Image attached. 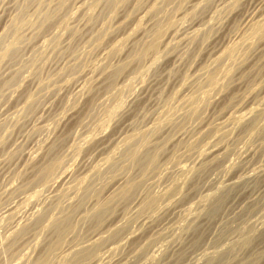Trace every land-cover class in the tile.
Returning <instances> with one entry per match:
<instances>
[{
	"label": "rangeland",
	"instance_id": "obj_1",
	"mask_svg": "<svg viewBox=\"0 0 264 264\" xmlns=\"http://www.w3.org/2000/svg\"><path fill=\"white\" fill-rule=\"evenodd\" d=\"M254 1L120 0L109 9L107 0H0V264L41 261L57 238L51 222L65 211L75 234L47 264L68 262L84 245L97 248L83 264H205L213 255V264H250L258 256L252 263L264 264V175L258 183L243 178L264 168V33H252L264 21V0ZM43 15L51 19L40 25ZM246 18L252 19L248 26ZM152 42L154 49L139 59ZM12 44L15 54L4 57ZM228 47H239L231 59ZM211 70L209 86L204 73ZM243 115L260 116L251 125ZM150 131L149 146L159 151L140 176L137 165L154 149L147 146L130 167L121 156L123 140ZM210 148L216 153L204 158ZM111 153L121 154L116 159ZM198 156L202 165L195 164ZM112 161L113 179L106 175ZM46 165L50 172L39 180ZM96 166L105 167L103 180ZM229 175L234 186L226 193ZM125 177L139 188L117 198L97 222L91 207L114 195ZM77 180V192L94 184L98 191L91 197L97 199L81 202ZM218 194L223 203L215 206ZM249 227L254 233L242 245L239 236ZM133 231L139 241H121Z\"/></svg>",
	"mask_w": 264,
	"mask_h": 264
},
{
	"label": "bare ground",
	"instance_id": "obj_2",
	"mask_svg": "<svg viewBox=\"0 0 264 264\" xmlns=\"http://www.w3.org/2000/svg\"><path fill=\"white\" fill-rule=\"evenodd\" d=\"M256 1V0H255ZM254 1V2H255ZM261 3H262V1L261 0H259ZM253 2V3H254ZM120 3V0H107V2H106V6H107V8H111V9H114V8H116L117 7V5ZM257 3H259L258 1H257ZM262 5V4H261ZM260 5V6H261ZM263 5H264V3H263ZM254 6V5H253ZM256 6V5H255ZM259 6V5H258ZM257 6V7H258ZM255 8V7H254ZM262 8H263V6H262ZM257 10V9H256ZM255 14V13H254ZM253 15V14H252ZM254 16V15H253ZM249 17V16H248ZM251 17V16H250ZM252 18V17H251ZM251 18H249L250 20H252ZM51 19V16H47V15H43L42 17H41V22H40V25L41 24H43V23H45L46 21H49V20ZM239 19V18H238ZM248 18H246L245 19V23L247 24V26L249 25L248 23H249V20ZM254 20V19H253ZM245 23H243L244 25H245ZM251 23H252V21H251ZM250 23V24H251ZM244 25L242 26V27H244ZM39 27V26H38ZM43 28V27H42ZM17 29V28H16ZM16 29L13 27V28H11V31H9V32H12V33H15V31H16ZM249 29V28H248ZM11 33V34H12ZM177 33V32H176ZM252 33H253V35H256V36H261L263 33H264V21L262 22V23H256V24H254V26L252 27ZM7 35V34H6ZM179 36V35H178ZM181 36V35H180ZM179 36V37H180ZM177 36H175V38H176ZM182 37V36H181ZM248 38V37H247ZM250 38V37H249ZM180 39V38H179ZM178 39V40H179ZM184 40V39H183ZM183 40H181V41H183ZM249 40V39H248ZM180 41V40H179ZM248 44V43H247ZM215 45V44H214ZM232 46V45H231ZM154 47H155V45H154V43L152 42L151 44H149V45H147V46H145V48L144 49H142L141 50V52H139L138 53V55H139V59H141L142 57H143V55H144V53L146 52V51H151V50H153L154 49ZM246 47V46H245ZM245 47H243V48H245ZM262 47V46H261ZM229 48V47H228ZM263 48V47H262ZM227 49V48H226ZM225 49V50H226ZM238 50H239V47H230L229 49H227L226 51H225V55H226V57H228L229 59H231L232 58V56L234 55V53L235 52H238ZM243 50V49H242ZM15 46H14V44H12L11 45V47L8 49V52H4L3 53V56L4 57H6V56H8V55H13V54H15ZM213 51V50H212ZM261 51H262V49H261ZM216 52V51H215ZM221 52V51H220ZM223 52V51H222ZM243 52V51H242ZM223 54V53H222ZM259 55V54H258ZM264 55V54H263ZM260 57V56H259ZM220 58V57H219ZM224 58V57H223ZM227 59V58H226ZM213 70V69H212ZM212 70L211 71H207L206 73H204L205 75V79H206V82L208 83V85L210 86V85H213V83H214V73L212 72ZM196 71H197V69H196ZM109 76V75H108ZM95 79H96V77H95ZM97 81V80H96ZM12 82V81H11ZM110 83V82H109ZM143 88V87H142ZM197 92V91H196ZM188 93V92H187ZM143 94V93H142ZM140 96V95H139ZM143 96V95H142ZM136 101V100H135ZM129 102V101H128ZM197 102H198V99H192V101L190 102L191 103V109L192 110H194V108H195V105L197 104ZM218 103V102H217ZM213 105V104H212ZM215 105V104H214ZM218 105V104H217ZM259 107V106H258ZM164 111V110H163ZM194 112V111H193ZM252 112V111H251ZM250 112V113H251ZM167 113H169L170 114V112H167ZM165 114V113H164ZM168 114V115H169ZM253 114V113H252ZM252 114H250V115H252ZM171 115V114H170ZM248 115V114H247ZM167 116V115H166ZM257 116V117H256ZM255 116V118H254V116H253V120L250 118V117H252V116H250L249 118L251 119V122L249 121V123L251 124V125H255L256 124V122H257V120H258V116H260V115H256ZM169 117V116H168ZM171 118H172V116H170ZM242 117V116H241ZM243 117L245 118L244 119V121H246V119H249L248 117H245V115H243ZM166 118V117H165ZM71 119V118H70ZM249 119V120H250ZM160 120V119H159ZM170 120V119H169ZM161 121V120H160ZM234 121V120H233ZM243 121V122H244ZM163 122V121H162ZM169 121H167L166 123H168ZM237 122V121H236ZM242 122V121H241ZM242 122V123H243ZM161 123V122H160ZM238 124H239V121L237 122ZM244 123H246V122H244ZM248 123V122H247ZM163 124H165V123H163ZM158 125H160V124H158ZM162 125V124H161ZM161 125H160V127H161ZM246 125V124H245ZM250 125V126H251ZM156 126H157V124H156ZM155 126V127H156ZM248 126V125H247ZM124 128V127H123ZM127 128V127H126ZM153 128H154V126H153ZM157 128H159V126L157 127ZM255 128V127H254ZM246 129V128H245ZM152 130H154V129H152ZM156 131H157V129H156ZM134 132V131H133ZM135 132H137V131H135ZM140 133V132H139ZM138 133V134H139ZM142 133V132H141ZM140 133V134H141ZM152 133H154V132H152V131H150V132H145V133H143L142 135H137V134H132V135H129V137L128 138H123L124 140V142H125V148H124V151H122L121 149H120V147H123V146H121V144H120V142L122 143V141H119V144H120V147L118 146V149H120L122 152V159L124 160V162H130V167L133 165V164H135V163H137V157L140 155V154H142L143 153V151L145 150V149H148L147 148V146H149L150 144V138L152 137L151 135H152ZM242 133V132H241ZM115 138V137H114ZM100 139V138H99ZM214 139V138H213ZM100 142H101V140H99ZM103 143V142H102ZM101 143V144H102ZM106 143V142H105ZM109 143V142H108ZM123 144V143H122ZM176 144V143H175ZM104 146V145H103ZM102 146V147H103ZM152 146V145H151ZM151 146H149L150 148H153V147H151ZM216 146V145H215ZM47 147H49V146H47ZM214 147V146H213ZM149 148V149H150ZM48 149V148H47ZM117 149V148H116ZM115 149V150H116ZM123 149V148H122ZM154 150L153 151H150L148 154H145V156H147V158H144V159H146V160H142L143 161V163H141V164H139V165H137V166H140V170H139V173H140V176L142 175H144L145 173H146V171L149 169V168H151L152 166H153V164H154V161H155V157H156V154L158 153V149L157 148H153ZM206 149V148H205ZM204 149V150H205ZM208 149V148H207ZM203 150V151H204ZM215 150L216 149H212V148H210V150H208V151H206V152H204L205 154H204V158L205 157H210V156H212L214 153H216L215 152ZM248 150V149H247ZM97 151V150H96ZM203 151H201L200 152V154H202L203 153ZM112 152V151H111ZM118 152V151H117ZM218 152V151H217ZM51 153V152H50ZM116 153V152H115ZM121 153H119V154H117V155H119L120 156V154ZM242 153V152H241ZM245 153V152H244ZM248 153V152H247ZM250 153V152H249ZM248 153V154H249ZM43 154V153H42ZM112 154V153H111ZM111 154L108 156V158L110 159V157H111ZM199 154V155H200ZM247 154V155H248ZM251 154V153H250ZM254 154V153H253ZM252 154V155H253ZM51 155V154H50ZM52 155H53V153H52ZM108 155V154H107ZM112 155H114V154H112ZM116 155V154H115ZM115 155H114V158H118V157H115ZM116 155V156H117ZM246 155V156H247ZM241 156H242V154H241ZM240 156V157H241ZM245 156V155H244ZM52 157V156H51ZM199 157V159H197L196 158V161H195V164L196 163H198V164H200V165H202L201 163H199L200 162V157L201 156H198ZM253 157V156H252ZM251 157V158H252ZM264 157V156H263ZM107 158V159H108ZM112 159H113V157H111ZM121 158V157H120ZM203 158V159H204ZM243 158V157H242ZM49 159V158H48ZM121 159V160H122ZM203 159H201V161L203 160ZM207 159V158H206ZM205 159V160H206ZM246 159H248V157L246 158ZM246 159H244V160H246ZM253 159V158H252ZM264 159V158H263ZM262 159V160H263ZM113 160H115V159H113ZM122 160V161H123ZM195 160V159H194ZM238 160H239V158H238ZM243 160V161H244ZM104 161V160H103ZM109 161V160H108ZM107 161V162H108ZM118 161V160H117ZM120 161V160H119ZM118 161V162H119ZM242 161V162H243ZM247 162H248V160H246ZM123 162V163H124ZM239 162H240V160H239ZM242 162H240V163H242ZM250 162V161H249ZM248 162V163H249ZM109 163V162H108ZM120 163V162H119ZM194 163V162H193ZM252 163V162H251ZM262 163V162H261ZM121 164V163H120ZM120 164H119V166H120ZM197 164V165H198ZM247 164V163H246ZM245 164V165H246ZM263 164V163H262ZM38 165V164H37ZM104 165H105V163H104ZM106 165L107 166H109L108 167V170H107V173H106V175H108L107 177H109V176H111V178H112V175L114 176V177H116V174L114 175V173H116V172H114V167L116 168V165L114 164V161H112V162H110V164H107L106 163ZM106 165H105V167H106ZM115 165V166H114ZM199 165V166H200ZM244 165V166H245ZM264 165V164H263ZM42 166V165H41ZM100 166H102V165H99L98 167L100 168ZM244 166H243V168H244ZM104 167V168H105ZM121 167H123L122 165H121ZM198 167V166H197ZM96 168H97V166L95 167V169L94 170H96ZM99 168L97 169V170H99ZM102 169V170H99V171H95V173H96V178H97V180H98V178H99V180H101V178L103 177V176H105L104 178H106V175H102V173H101V171H104L105 169ZM254 168V167H253ZM41 170L39 171V173H38V175L40 176V178H39V180L40 179H42V178H44L45 176H46V174H48L49 172H50V166H43V168H40ZM106 169H107V167H106ZM113 169V174H110L111 173V170ZM117 169V168H116ZM119 169V168H118ZM242 169V168H241ZM246 169V168H245ZM249 169V168H248ZM93 170V169H92ZM91 170V171H92ZM93 170V171H94ZM124 170V169H123ZM127 170V169H126ZM131 170V169H130ZM240 170V169H239ZM244 170V169H243ZM243 170H241L242 172H243ZM250 170V169H249ZM184 171V170H183ZM240 171V172H241ZM246 171L248 172V170L246 169ZM128 172V171H127ZM130 172V171H129ZM236 172V171H235ZM89 173H91L92 175L91 176H94L95 177V173H94V175H93V173L92 172H89ZM104 173H105V171H104ZM127 174L128 173H126V176H127ZM237 174V173H236ZM239 174H241V173H239ZM90 175V174H89ZM243 175V174H242ZM241 175V176H242ZM264 175V168L263 167H259V168H256L254 171H252V173L250 174V175H246L245 177H243L244 178V180H246V182H251V181H253V182H256L255 180H257V178L258 177H261V176H263ZM67 176V175H66ZM66 176H64V177H62V178H66ZM230 176V175H229ZM233 176V175H232ZM85 177V176H84ZM84 177H83V180H85L84 179ZM128 177V176H127ZM130 178H132V176H129ZM233 177H235V176H233ZM232 177V178H233ZM239 177V176H238ZM61 178V179H62ZM90 177H88V179H89ZM104 178H102V180L104 179ZM119 178H121L120 176L118 177V179ZM78 179V178H77ZM92 179H95V178H92ZM113 179V178H112ZM236 179V178H235ZM63 180V179H62ZM79 180H80V178H79ZM79 180H77V182L79 181ZM81 180H82V178H81ZM80 180V181H81ZM116 180V179H115ZM124 180V179H123ZM125 182L123 181L122 183H121V185H117L118 186V188H116L117 189V191H116V193L114 194V195H109V196H111L108 200H106L105 202L103 201V202H99V201H96V203H94V207H91V208H93V209H91L90 211H93L92 212V217L93 216H95L94 218L97 220V222H101L100 220H102V218L106 215V214H108L107 212L108 211H110V206H111V204L112 203H114V201L118 198V199H121V198H125L126 196H129V194L130 193H132V191L135 189V191H136V188L138 187V184H140V183H138V184H136L133 180H130V179H126V177H125ZM232 179H231V176H230V179L229 178H225V180H224V184H223V189H222V191L223 192H229L228 190L231 188V187H233L234 186V184H231V181ZM262 180L264 181V179L262 178ZM78 182V188L77 187H74V188H76V194H78L79 193V195L81 194V193H83V194H81L80 196L78 195V197L79 198H81V199H79L81 202H85V201H88L87 199H89L88 197H90V198H92L91 197V195L92 194H95V192L96 191H98L97 190V188L94 190V188H92V186H94V184L93 185H87V183L89 182H85L86 183V187L84 186V191H82V192H80L81 191V188H80V190H79V192H77V189H79V183H81V182ZM237 181H238V179H237ZM243 181V180H242ZM75 182V181H74ZM91 182H93V181H91ZM95 182H96V180H95ZM98 182V181H97ZM118 183H119V181H117ZM221 182V181H220ZM234 182H235V180H234ZM90 183V182H89ZM100 183V182H99ZM222 183V182H221ZM238 183V182H237ZM240 184H241V182H239ZM244 183V182H243ZM241 184V185H244V184ZM256 183H258V182H256ZM255 183V184H256ZM75 184V183H74ZM74 184H72V185H74ZM96 184V183H95ZM120 184V183H119ZM247 184V183H246ZM263 184H264V182H263ZM142 185V184H141ZM208 185V184H207ZM233 185V186H232ZM248 185V184H247ZM76 186V185H75ZM238 187H242V186H239V185H237ZM246 186V185H245ZM261 186V185H260ZM216 187V186H215ZM221 187V186H220ZM237 187V189H235V190H238L239 188ZM247 187V186H246ZM73 188V189H74ZM139 188V187H138ZM212 188V187H211ZM217 188V187H216ZM222 188V187H221ZM234 188H236V187H234ZM260 188V187H259ZM72 189V188H71ZM218 189H220L219 187H218ZM248 189V188H247ZM263 189V188H262ZM262 189H261V191H262ZM217 190V189H216ZM221 190V189H220ZM243 190H244V186H243ZM258 189H256V191H257ZM219 190H217V192H218ZM221 191V192H222ZM260 191V193L261 194H263L262 192ZM64 192H66V191H64ZM111 192V191H110ZM138 192V191H137ZM223 192L221 193V194H223ZM226 192V193H227ZM238 192V191H237ZM241 192V191H240ZM251 192H253V190H251ZM255 192V191H254ZM253 192V193H254ZM75 193V192H74ZM245 193H247V192H245ZM244 193V194H245ZM256 193V192H255ZM258 193V192H257ZM100 194V193H99ZM225 194V193H224ZM243 194V193H242ZM249 194H250V192H249ZM63 195V194H62ZM97 195V194H96ZM251 195H252V193H251ZM254 195H256V194H254ZM64 196V195H63ZM62 196V197H63ZM149 196V195H148ZM148 196H147V198H148ZM221 195L220 194H218V196L217 197H213L214 199H213V201L212 202H215V206H216V204L219 202V201H223V200H221V197H220ZM224 196V195H223ZM242 196H244V195H242ZM242 196H240L241 198H242ZM257 196H259V194L257 195ZM97 196H94L93 197V199L94 198H96ZM98 197H99V195H98ZM245 197V196H244ZM244 197L242 198V199H244ZM248 197V196H247ZM264 197V196H263ZM65 198V197H64ZM145 199L144 200V204H143V210L144 211H146L147 209H148V203H146V201H148V199ZM207 198H209L210 199V197H207ZM212 198V197H211ZM246 198V197H245ZM249 198H251V196L250 197H248V199ZM260 198H262L261 196H260ZM259 198V199H260ZM61 199H63V198H61ZM86 199V200H85ZM97 199V198H96ZM103 199V198H102ZM101 199V200H102ZM237 199V198H236ZM241 199V200H242ZM257 199V198H256ZM78 200V201H79ZM82 200H85V201H82ZM95 200V199H94ZM99 200V199H98ZM177 200V199H176ZM225 200H226V198H225ZM245 201H246V199H244ZM251 200V199H250ZM255 200V199H254ZM253 200V201H254ZM79 201V202H80ZM240 201V200H239ZM204 202H208V204H209V201H204ZM212 202H210V204L212 203ZM225 202V201H224ZM232 202H234V201H232ZM241 202V201H240ZM240 202H237V203H239V205L241 204ZM247 202H248V200H247ZM254 202H256V200L254 201ZM93 203V202H92ZM133 203V202H132ZM205 203V204H206ZM223 203V202H222ZM222 203H220L219 202V204H222ZM226 203V202H225ZM236 203V204H237ZM242 203H243V201H242ZM249 203H251L250 201H249ZM58 204V203H57ZM78 204H80V203H78ZM207 204V205H208ZM209 204V205H210ZM212 204H214V203H212ZM244 204V203H243ZM247 204V209H248V206H250L248 203H246ZM251 204H253V202L251 203ZM255 205H256V203H254ZM76 205V204H75ZM225 205V204H224ZM223 205V206H224ZM230 205V204H229ZM229 205H227V206H229ZM58 206V205H57ZM57 206H55V207H57ZM171 206V205H170ZM213 206V205H212ZM222 206V207H223ZM234 206H236V205H234ZM244 206H246V205H244ZM254 206V205H253ZM252 206V207H253ZM59 207V206H58ZM75 206H73V208H74ZM214 207V206H213ZM217 207H218V205H217ZM220 207L221 206H219L218 208L220 209ZM230 207V206H229ZM238 207V206H237ZM240 207V206H239ZM53 208H54V206H53ZM214 208H216V207H214ZM224 208H226V207H224ZM246 208V207H245ZM244 208V209H245ZM250 208H251V206H250ZM57 209V208H56ZM56 209H55V211H56ZM64 209V208H63ZM62 209V210H63ZM72 209V208H71ZM217 209V208H216ZM222 209V208H221ZM234 209V208H233ZM236 209V208H235ZM252 209V208H251ZM50 210V209H49ZM168 210V209H167ZM210 210V209H209ZM208 210V211H209ZM213 212H215V211H217V210H215L214 211V209H211ZM229 210V209H228ZM232 210V209H231ZM238 210V209H237ZM243 210V209H242ZM241 209H240V211H242ZM51 211V210H50ZM49 211V212H50ZM64 211V210H63ZM131 211V210H130ZM134 211V210H133ZM169 211V210H168ZM212 211H210V212H212ZM221 211V210H220ZM223 211V210H222ZM225 211V210H224ZM233 211V210H232ZM248 211V210H247ZM62 212V211H61ZM170 212V211H169ZM209 212V213H210ZM212 212V213H213ZM234 212H236L235 210H234ZM238 212H239V210H238ZM47 213V212H46ZM55 213V212H54ZM70 213V212H69ZM69 213H67L66 211L65 212H63L58 218L57 217H54L55 219H53L52 220V226L54 227V229H55V233L57 234V238H56V241L53 243V245H52V247L49 249L48 248V252L47 253H45V257L44 258H42L41 259V261H38V262H36L35 264H47L48 263V260H50L51 258V256L54 254V252L56 251V250H59L58 248L63 244V241H64V238L66 239V236L68 235V238H69V236H71V234L70 233H74V231H75V225L73 226L72 224H71V222H70V214ZM212 213H210V215L212 214ZM221 213V212H220ZM229 213H231V212H229ZM228 213V214H229ZM237 213V212H236ZM235 213V214H236ZM43 213H41L40 215H42ZM50 214V213H49ZM237 214H239V213H237ZM44 216L46 215V214H43ZM51 215V214H50ZM85 215V214H84ZM83 215V216H84ZM89 215V214H88ZM168 215V214H167ZM212 215H215V214H212ZM233 215H234V213H233ZM39 216V215H38ZM48 215H46L45 217H47ZM53 216V215H52ZM56 216V215H55ZM91 216V215H90ZM238 216V215H237ZM87 217V216H86ZM91 217V218H92ZM236 217V216H235ZM39 218V217H38ZM42 218H43V216H42ZM50 218V217H49ZM90 217H88V219H89ZM90 218V219H91ZM41 219V218H40ZM83 219H84V217H83ZM87 219V218H86ZM218 219H219V217H218ZM44 221V219H41V221ZM47 220H49V219H47ZM96 220H95V222H96ZM145 220V219H144ZM38 221V220H37ZM163 221V220H162ZM35 223H37L36 221H34ZM142 222H143V220H142ZM148 222V221H147ZM47 223V222H46ZM49 223V222H48ZM206 223V222H205ZM204 223V224H205ZM230 223V222H229ZM96 224V223H95ZM100 224V223H99ZM98 224V225H99ZM147 224V223H146ZM49 225H50V223H49ZM142 225H143V223H142ZM149 224H147V226H148ZM229 225V224H228ZM120 226V225H119ZM40 227H42V226H40ZM39 227V228H40ZM96 227V226H95ZM221 227V226H220ZM50 228V227H49ZM93 228V227H92ZM193 228V227H192ZM43 229V228H42ZM42 229H40V231H42ZM48 229V228H47ZM105 229V228H104ZM103 229V230H104ZM49 230H51V228L49 229ZM224 230V229H223ZM227 230V229H226ZM229 230H231L230 228H229ZM228 230V231H229ZM255 230V229H254ZM47 231V230H46ZM53 231V230H52ZM98 231H101V230H98ZM137 231V230H136ZM228 231H226V232H228ZM257 231V230H256ZM255 231V232H256ZM54 232V231H53ZM226 232H223V233H226ZM80 233V232H79ZM103 233V232H102ZM118 233V231L117 232H115L114 234H113V236H116V234ZM223 233H221V234H223ZM241 233H243V232H241ZM254 232H253V230L249 227V230H247V231H245L243 234L244 235H240L239 236V238L240 239H242L243 241H242V245H246V244H248L246 241H247V239L248 238H251V236H252V234H253ZM75 234V233H74ZM95 233H93L92 235H94ZM98 234H99V232H98ZM141 234V233H140ZM238 234V233H237ZM55 235V234H54ZM92 235H90V236H92ZM97 235V234H96ZM100 235V234H99ZM98 235V236H99ZM103 235V234H102ZM204 235V234H203ZM225 236H226V234H224ZM117 236H118V234H117ZM76 238L78 237L77 235L75 236ZM74 237V238H75ZM96 237V236H95ZM221 237V236H220ZM222 237H223V235H222ZM37 238V237H36ZM72 238H73V234H72ZM79 238V237H78ZM78 238H77V240H78ZM92 238H94V237H92ZM120 238V237H119ZM140 238V236H139V233L138 232H130V233H127L126 235H125V237L123 238V240H121V241H123V242H125L126 244L128 243V242H134L135 240H137V241H139L138 239ZM254 238V237H253ZM91 239V237L89 238V240ZM96 239H98V237L96 238ZM100 239H102L101 237H100ZM100 239H98V240H100ZM79 240H81V238H79ZM88 240V239H87ZM251 240V239H250ZM53 241V240H52ZM74 241H75V239H74ZM83 241L85 242V240L83 239ZM95 241H97V240H95ZM94 241V242H95ZM142 241H143V239H142ZM191 241V240H190ZM76 242H79V241H76ZM90 242H91V240H90ZM240 242V241H239ZM238 242V243H239ZM248 242H249V240H248ZM261 242H263V241H261ZM75 243V242H74ZM81 243V242H80ZM92 243H93V241H92ZM92 243H90V244H92ZM96 243V242H95ZM94 243V244H95ZM137 243V242H136ZM252 243V242H251ZM50 244V243H49ZM72 244H73V242H72ZM84 244V243H83ZM83 244H81V247L83 246ZM86 244V243H85ZM89 244V243H88ZM87 244V245H88ZM78 245V247H79V244H77ZM117 245V244H116ZM134 245V244H133ZM240 245V244H239ZM257 245H259V244H257ZM262 245V244H261ZM264 245V244H263ZM262 245V246H263ZM91 245H89V247H87V246H85L84 245V247H87L86 249H84V247L83 248H81V249H83V250H80L79 252H75V254L72 256V259L71 260H69L68 262H63V264H74L75 262V264H81L82 262H83V260H89L90 258V260H92V257H93V255H94V250L92 249L93 247H94V245H92L91 247H90ZM217 246V245H216ZM74 247V246H73ZM72 247V248H73ZM255 247V246H254ZM46 248V247H45ZM72 248H71V250H72ZM79 248V249H80ZM94 248H97V247H94ZM177 248V247H176ZM175 248V249H176ZM180 248V247H179ZM75 249L77 250V248H76V245H75ZM254 249V248H253ZM257 249V248H256ZM263 249V248H262ZM261 249V250H262ZM47 250V249H46ZM70 250V249H69ZM173 250H174V248H173ZM258 250V249H257ZM260 250V249H259ZM233 250L232 249H230V253H234V252H232ZM254 251H256L255 249H254ZM67 252V251H66ZM218 252L220 253V251L218 250ZM223 252V251H222ZM229 252L227 251V254H229ZM248 252V251H247ZM263 252V251H262ZM261 252V253H262ZM74 253V252H73ZM179 253V252H178ZM215 253H217V252H215ZM236 253V252H235ZM239 253V252H238ZM249 253V252H248ZM248 253H246V254H248ZM63 254V253H62ZM222 254V253H221ZM220 254V255H221ZM223 254H226V253H224L223 252ZM232 254L230 255V256H232ZM253 254H255V253H253ZM257 254H260L259 252H257ZM60 255V254H59ZM175 255V254H174ZM220 255H218V256H220ZM256 255V254H255ZM228 256V255H227ZM230 256H228V257H230ZM235 256V255H234ZM233 256V257H234ZM254 256V255H253ZM43 257V256H42ZM122 257V256H121ZM125 257V256H124ZM213 257H214V255H213ZM213 257H208V258H206V263L205 264H213L212 263V260H213ZM221 257V256H220ZM227 257V258H228ZM243 257V256H242ZM245 257V256H244ZM75 258H77V259H75ZM80 258V259H79ZM168 258V257H167ZM215 258V257H214ZM217 258V261H219L218 259H220V258H218V257H216ZM223 258V257H222ZM221 258V259H222ZM240 258V257H239ZM258 258H259V256H258ZM258 258H255V259H258ZM105 259V258H104ZM107 259V258H106ZM121 259V258H120ZM166 259V258H165ZM226 258H225V256H224V260H225ZM229 259H231V258H229ZM246 259H247V257H246ZM253 257L252 258H250L249 260H248V262L247 263H252V262H256V260L254 259V261H253ZM123 260V259H122ZM236 260V259H235ZM234 260V262H236ZM84 261V262H85ZM99 261H101V263H99V264H116V262L114 261V260H99ZM216 261V262H217ZM228 261V260H227ZM93 262V261H92ZM120 262V261H119ZM234 262H232V263H234ZM240 262V261H239ZM241 262H243V261H241ZM87 263V262H86ZM204 263V262H203ZM217 263H219V262H217ZM216 263V264H217ZM222 263H223V260H222ZM237 263H238V259H237ZM83 264V263H82ZM91 264V263H90ZM94 264H95V262H94ZM215 264V263H214ZM231 264V263H230ZM244 264V263H243ZM246 264V263H245ZM252 264H254V263H252Z\"/></svg>",
	"mask_w": 264,
	"mask_h": 264
}]
</instances>
